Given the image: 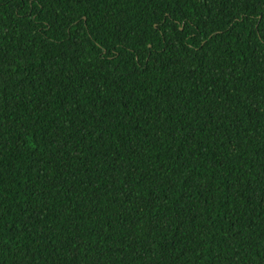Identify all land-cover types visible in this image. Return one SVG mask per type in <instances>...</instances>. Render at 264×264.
I'll return each mask as SVG.
<instances>
[{
    "label": "trees",
    "instance_id": "1",
    "mask_svg": "<svg viewBox=\"0 0 264 264\" xmlns=\"http://www.w3.org/2000/svg\"><path fill=\"white\" fill-rule=\"evenodd\" d=\"M0 264H264V0H0Z\"/></svg>",
    "mask_w": 264,
    "mask_h": 264
}]
</instances>
